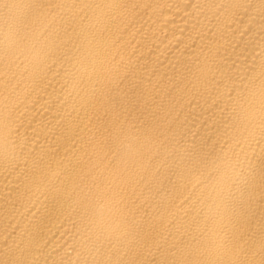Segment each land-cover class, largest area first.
Returning <instances> with one entry per match:
<instances>
[{
    "label": "bare ground",
    "instance_id": "bare-ground-1",
    "mask_svg": "<svg viewBox=\"0 0 264 264\" xmlns=\"http://www.w3.org/2000/svg\"><path fill=\"white\" fill-rule=\"evenodd\" d=\"M0 264H264V0H0Z\"/></svg>",
    "mask_w": 264,
    "mask_h": 264
}]
</instances>
